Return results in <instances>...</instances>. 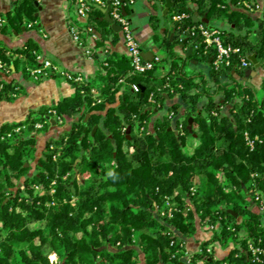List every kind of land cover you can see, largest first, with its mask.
I'll list each match as a JSON object with an SVG mask.
<instances>
[{
    "label": "trees",
    "instance_id": "obj_1",
    "mask_svg": "<svg viewBox=\"0 0 264 264\" xmlns=\"http://www.w3.org/2000/svg\"><path fill=\"white\" fill-rule=\"evenodd\" d=\"M173 1V10L191 14L185 24L196 23L194 5L210 22L227 20L225 43L242 50L248 69L255 70L251 55L264 67V21L233 10L234 0ZM38 11L36 0L15 1L0 14L6 22L0 35L25 33L32 29L29 24L40 31ZM103 17L95 6L87 25L104 40L97 47L110 43L107 64L98 63L95 76L83 84L68 81L73 95L0 127V264H264V256L255 261L249 250L260 240L264 247V210L256 200L257 195L264 200V81L256 92L238 79L246 75L238 56L230 68L215 71L213 52L204 56L194 49L184 58L167 38L160 46L167 53L162 61L171 62L168 74L157 75L159 64L134 73L127 54L111 49L120 39L115 34L111 40L113 28ZM180 35L176 29L174 41ZM153 39L160 41V34ZM37 54L33 38L18 47L0 42V102L21 93L15 80L3 76L32 77L28 69L39 67ZM191 59L211 67L208 80L197 81L186 70ZM152 94L157 104L149 102ZM203 100L208 102L201 106ZM52 111L66 129L47 138L37 158L39 135L53 126L47 119H54ZM181 124L184 134L177 132ZM141 126L146 132L139 135ZM17 128L22 130L15 133ZM9 133L11 138L2 139ZM246 135L255 140L253 150ZM35 161L36 172L29 175ZM167 199L177 211L173 218H160L156 210ZM206 224L215 226L212 238L184 261L185 240ZM215 244L229 249L228 255L215 258L208 252Z\"/></svg>",
    "mask_w": 264,
    "mask_h": 264
},
{
    "label": "crops",
    "instance_id": "obj_2",
    "mask_svg": "<svg viewBox=\"0 0 264 264\" xmlns=\"http://www.w3.org/2000/svg\"><path fill=\"white\" fill-rule=\"evenodd\" d=\"M15 1L17 0H0V14L11 10ZM137 1L138 0H134V3L127 8V13L130 18L136 15L137 17L142 15L140 9H136L135 5ZM36 3L39 6L37 15L39 17V26L41 30L35 31L32 28L31 31H27L25 33L23 32L22 34H16L13 37L0 35V42H3L8 46L18 47L26 43L29 38H33L39 46V53L48 60L57 64L63 70L72 73H79L85 80L93 78L98 70L96 60L94 58H91L90 56H87L84 49L74 41L71 35L67 16V3L64 0H36ZM165 4L166 1L164 4L160 2V12L163 16L165 11ZM230 6L233 10L243 11L254 21H264V0H234L230 3ZM173 7L170 10V18L164 16L165 23H163V26L161 28L160 43H163L165 38L173 41L175 51L180 56L188 58L192 55L194 49H196L195 44L197 41L195 42L193 51L191 53H189V49L191 47V43L195 39L192 40L188 37H182L183 40H188L186 45H183L181 36H179V38L175 39L174 41L175 30L177 28L171 21V14L174 11ZM196 15L202 23L203 20H207L206 14H204L203 10L194 5L193 18ZM153 16L155 17V19L157 18L156 13L152 14L150 16V28H147L148 30H145L148 34L147 43L143 45V43L141 42L143 56L147 61H153L157 57L161 58V63H159L157 75L159 77H163L171 70V62L170 60L162 61L166 57L161 56L158 53V46L153 39V36L155 35V33L153 32V30L155 31L153 26H156L158 29V25L155 20L152 22L151 17ZM194 21L196 22V20ZM208 25L209 28L221 31L230 28V23L227 20H213L211 22L208 20ZM134 29L136 31L137 28ZM115 34H118L120 40L118 43L112 44L111 49L121 55H126V48L124 46V43L122 42L121 34L114 31L110 36L111 40L114 39ZM172 35L174 36L173 39H171ZM176 41H179V44H176ZM160 48L162 47L160 46ZM257 60L261 65L258 70H251L249 74H246L243 79L238 78L245 85L253 87L256 92L260 89V86L264 81V67L262 66L261 61H259L258 58ZM210 68L211 67L207 66L205 63H198L194 59H191V61L187 63L186 70L190 73H193L195 76H198L196 79L197 81H201L203 77L207 80L209 79ZM3 79L8 81L15 80L16 83L20 85L21 93L18 97H16L14 101L4 100L0 102V127L4 124L24 121L30 111L38 110L43 106L50 107L59 102L64 97H69L75 93V88L73 87V85L61 77L57 79L49 77L35 80L32 77L25 78L22 73H13L8 76H3ZM222 80L223 82L229 81L227 78H223ZM167 98L169 97L167 96ZM207 102V100H203L201 106L205 105ZM226 110V113H228V108ZM59 134L60 127L56 126V123H53V126L50 128L47 135H39L37 141V158L43 155L47 138L56 137ZM191 142L193 141L189 140V143ZM194 142L196 143V141ZM192 238H188L185 240V247L188 251L196 246ZM209 248L211 249L210 252H213L215 256V249H213L212 246H209ZM226 250V253L222 254L219 257L215 256V258H223L227 256L229 253V249ZM188 253L190 254V252H187V254ZM193 255L194 254H192V256ZM190 258L191 257L187 256L185 257L186 260L184 259V261L188 262Z\"/></svg>",
    "mask_w": 264,
    "mask_h": 264
},
{
    "label": "built area",
    "instance_id": "obj_3",
    "mask_svg": "<svg viewBox=\"0 0 264 264\" xmlns=\"http://www.w3.org/2000/svg\"><path fill=\"white\" fill-rule=\"evenodd\" d=\"M67 5V16L70 25L71 35L75 42L78 43L80 47H82L87 56L93 58L94 54L98 55L97 62L102 64H107L106 59L110 54L109 42H106V46L97 47V43L100 41H104L97 31V29L92 25L88 24V19L92 8L98 6L103 9L110 8V17L113 20L114 24L120 27L119 33L121 34L122 42L126 48V54L131 60L132 68L134 73H145L154 68L156 64L161 63V58L157 57L153 61H147L143 56L142 43L138 39L135 33V29L133 26V21L129 17L127 12L128 6L134 3V0H64ZM109 1V3H108ZM243 1V0H240ZM189 4H193L191 1ZM76 14L78 21L76 22L73 19V15ZM191 17V14L188 12H178L174 10L171 14V21L176 26V28L181 32V40L182 37L195 38L196 49H198L204 56H208L210 52H213L211 57L212 65L215 71H222L223 69H228L233 64V57L238 56L240 58V68L244 70H248L250 63L249 61L243 57L242 50L238 47H234L230 43H225L223 39V31L215 30L209 28L205 23L199 22L195 24H185ZM6 22L3 17H0V25H4ZM80 24V25H79ZM85 26L84 29H81L80 26ZM29 28H33V24H29ZM83 36H86V39H83ZM37 60L40 62L39 67L35 69H28V72L35 80H39L41 78H48L53 75H57L61 78H64L67 81L74 82L77 84H83L85 79L79 73H72L63 70L57 64L45 58L42 54H37ZM3 70V65L0 62V71ZM121 83L124 80L120 81ZM168 86H164L158 88L159 92H163ZM4 85H0V92H2ZM19 87L16 88V92L19 91ZM135 92H139V87L137 85L133 86ZM14 97L17 94H13ZM100 102V100H99ZM149 102L152 104H157L154 99V95L150 96ZM159 105V104H158ZM54 115V120L59 125H63L64 121L61 117L57 115L56 111L51 112ZM37 128H42L41 124L37 125ZM22 128H17L14 130L15 133H19ZM139 135H142L146 132V128L141 126L136 130ZM177 132H181L184 134V126L181 124L178 126ZM12 133H9L5 138H11ZM247 144L253 150L255 146V140H251L248 135H246ZM258 140V138H256ZM56 160V158H54ZM64 179H67L65 177ZM55 182H53V185ZM35 189L39 192H42V188L39 185L35 186ZM191 191L194 193L195 188L193 187ZM55 192V189H52V193ZM259 201L261 198L260 195L256 196ZM261 202V201H260ZM261 210H264V200L261 202ZM177 208L173 206L169 199L166 200L165 204L157 208L156 215L160 218H173ZM212 230L215 229L214 225H211ZM249 250L252 253V256L255 261L260 262L261 256H264V247L261 245V240L258 245L250 244ZM211 250L208 249V252ZM190 262V260L188 261Z\"/></svg>",
    "mask_w": 264,
    "mask_h": 264
},
{
    "label": "rangeland",
    "instance_id": "obj_4",
    "mask_svg": "<svg viewBox=\"0 0 264 264\" xmlns=\"http://www.w3.org/2000/svg\"><path fill=\"white\" fill-rule=\"evenodd\" d=\"M135 6H136L137 10L140 9V12L142 13V15L138 16V17H137V15L131 17L132 20H133V26H134V28H137L136 31H135L136 36L140 39V41L143 43V45H145L147 43V35H148L146 33L147 31H145V30H148L147 28H150V24H149L150 23V16L152 14H155V13L157 14V18L155 19V22L158 25V29L155 30V31L153 30V32L155 34L156 33H159V34L161 33V28L163 26V23H165V17L160 12V2L159 1H156V0H138L136 2ZM139 6H140V8H139ZM73 19L76 22L78 21V18L76 16V14L73 15ZM29 31H31V30H29ZM154 42L158 46V49H159L158 53L161 56L167 57L166 51L164 49L160 48V41H154ZM96 64H97V67H98V62L97 61H96ZM62 126L64 127V129H63ZM58 127H60V132H62V131H64L66 129V124L64 123L63 125H59ZM188 142H189V140H188ZM189 147H190V144H188L187 148H189ZM37 162L38 161L32 162L31 171H30L29 175H32L33 173L36 172ZM262 200L263 199H260L259 202L260 201L262 202ZM198 221H199V219L197 218V225H199ZM212 235H213V230H212L210 224H206L204 226L198 227L196 235L192 238L193 242H194V244H196V246L193 249L189 250V251L186 249L187 252H190V254L188 253L186 255V257L187 256L192 257V254H195V253H198V252L200 253L201 252V248H200L201 243L211 239ZM208 249H210V248H208ZM215 252H216L215 256L219 257L222 254L226 253L227 250L222 248L220 245L215 244Z\"/></svg>",
    "mask_w": 264,
    "mask_h": 264
},
{
    "label": "water",
    "instance_id": "obj_5",
    "mask_svg": "<svg viewBox=\"0 0 264 264\" xmlns=\"http://www.w3.org/2000/svg\"><path fill=\"white\" fill-rule=\"evenodd\" d=\"M108 3H109V1H108ZM36 4H37V3H36ZM173 6H174V2H173L172 0H166L164 16H167V15H168V13L170 12V10H171V8H172ZM101 10H102V12L104 13V17H103V19H104L106 22H108V23L112 26L113 30H114L116 33H118V32L120 31V27L117 26L116 24H114L113 20L111 19V17H110V13H109L110 8L108 7L106 10L103 9V8H101ZM125 13L127 14V12H125ZM194 20H196V22H200V19L198 18L197 15L194 17ZM203 23L208 24V20H203ZM211 29H213V28H211ZM173 37H174V36L172 35V36H171V39H173ZM196 41H197V40L195 39V40L191 43V47H190V49H189V53H191V52L193 51V47H194V44H195ZM187 42H188L187 39L183 40V45H186ZM176 44H179V41H176ZM249 59H250V61L254 64L255 69L258 70V69L260 68L261 65L258 63L257 55H251V56H249ZM250 71H251V70L248 69V70L246 71V74H249ZM47 119L51 120L52 123H54V124L56 123L55 120H54V119H51L50 117H47ZM192 124H193V118H190V120H189V124H188V128H189L190 130H192ZM97 129H98V126H96L95 129L93 130V134L97 131ZM130 129H131V128L128 129V132L130 131ZM235 215L237 216V214H235Z\"/></svg>",
    "mask_w": 264,
    "mask_h": 264
}]
</instances>
